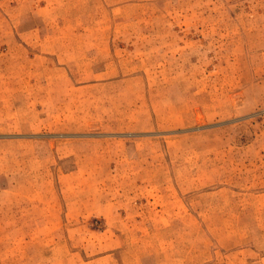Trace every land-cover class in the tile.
Here are the masks:
<instances>
[{
	"label": "rangeland",
	"instance_id": "rangeland-1",
	"mask_svg": "<svg viewBox=\"0 0 264 264\" xmlns=\"http://www.w3.org/2000/svg\"><path fill=\"white\" fill-rule=\"evenodd\" d=\"M0 264H264V0H0Z\"/></svg>",
	"mask_w": 264,
	"mask_h": 264
},
{
	"label": "crops",
	"instance_id": "crops-1",
	"mask_svg": "<svg viewBox=\"0 0 264 264\" xmlns=\"http://www.w3.org/2000/svg\"><path fill=\"white\" fill-rule=\"evenodd\" d=\"M106 35H96V36H94V35H92V37H90V41L91 42H93V43H95V42H97V41H102V40H105L106 39ZM68 39H70V38H72L71 36H69V37H67ZM79 38H82V37H79ZM91 46H96L95 44H92Z\"/></svg>",
	"mask_w": 264,
	"mask_h": 264
}]
</instances>
